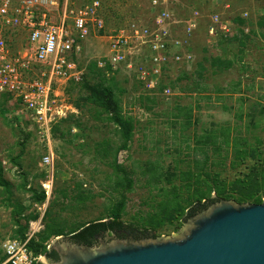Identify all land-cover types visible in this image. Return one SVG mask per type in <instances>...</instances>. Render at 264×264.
<instances>
[{
	"label": "rangeland",
	"instance_id": "rangeland-1",
	"mask_svg": "<svg viewBox=\"0 0 264 264\" xmlns=\"http://www.w3.org/2000/svg\"><path fill=\"white\" fill-rule=\"evenodd\" d=\"M100 1L105 33L132 20L152 24L150 0ZM178 1L170 5L176 19L193 8L204 18L183 49L192 60L171 65L160 90L150 92L138 82L135 71L141 62L132 70L99 68L107 55L106 40L92 34L84 43L78 58L83 75L64 93L75 115L56 122L48 135L52 166L42 164L47 136L21 121L14 101H0V244L18 239V229L27 225L36 241L48 238L43 243L47 252L58 238L106 221L121 200L118 180L129 184L121 221L153 232L156 239L173 238L195 204L221 188L230 195L238 180L253 174L263 180L258 151L264 147V0ZM213 13L229 24L226 35H208ZM183 29L178 26V36ZM82 79L111 88L118 98L123 121L132 124L125 150L120 149L123 128L88 102ZM20 143L24 154L15 161ZM34 193L43 194V201L36 203Z\"/></svg>",
	"mask_w": 264,
	"mask_h": 264
},
{
	"label": "built area",
	"instance_id": "built-area-1",
	"mask_svg": "<svg viewBox=\"0 0 264 264\" xmlns=\"http://www.w3.org/2000/svg\"><path fill=\"white\" fill-rule=\"evenodd\" d=\"M177 3L150 0L152 24L132 20L109 34L100 0H0V95L10 96L21 121L47 136L43 165L52 166L54 161L48 138L52 126L75 112L66 102L65 88L80 81L83 71L78 58L92 34L107 42V55L98 61L99 68L118 72L122 67L132 70L134 63L141 62L144 65L137 66L136 79L150 92L160 87L171 65L192 60L183 49L204 17L193 8L187 17L176 19L170 5ZM208 18V35L228 33L229 24L219 13ZM179 25L184 28L180 36L176 33ZM21 34L25 37L18 39ZM163 93L169 95L170 90L165 88ZM35 233L30 228L24 241L1 242L3 264H40L45 256H34L27 245Z\"/></svg>",
	"mask_w": 264,
	"mask_h": 264
},
{
	"label": "water",
	"instance_id": "water-1",
	"mask_svg": "<svg viewBox=\"0 0 264 264\" xmlns=\"http://www.w3.org/2000/svg\"><path fill=\"white\" fill-rule=\"evenodd\" d=\"M68 238L52 244L58 261L46 264H264V199L261 204L220 200L191 217L173 238H106L94 247Z\"/></svg>",
	"mask_w": 264,
	"mask_h": 264
},
{
	"label": "trees",
	"instance_id": "trees-1",
	"mask_svg": "<svg viewBox=\"0 0 264 264\" xmlns=\"http://www.w3.org/2000/svg\"><path fill=\"white\" fill-rule=\"evenodd\" d=\"M80 83L81 85H84V88H86L89 93L88 102L100 108L102 112H104L106 115H109L110 120L114 124L121 127V129L123 128V130L120 131V137L123 139L120 149L125 150L127 148V142L130 139L132 124L128 120L123 121V118L120 115L118 98H116L113 90L109 87H98V86H93V85H87L88 82L86 81L84 82L83 79ZM163 85L164 83L162 82V84L160 85V88H163ZM7 99H11V97L5 94L0 95L1 102H5V100ZM69 115H72L73 117V115L75 114L72 113ZM68 117L69 116H67L66 118L62 120H66L68 119ZM123 125H125V127H122ZM23 141L25 142L26 140H23ZM19 145H20V150H19L18 155L15 157V161L20 159L22 155L24 154V147H23L24 144L20 143ZM253 156H255V154H253ZM260 156H262L263 158L262 160L264 161V147H262L261 150L258 151V157ZM207 160L208 159L205 160V164H207ZM263 175H264V172H263ZM258 176H259L258 174H253L251 176H248L245 179L238 180L236 184L234 185V188H232L234 189V192H232L230 195L227 194V191H225L223 188L216 191V183H215V191L217 193L216 196L210 197L205 203L200 204L199 209H193L192 207L189 208L185 218L183 219L184 223L187 222L191 217L197 215L199 212L203 210H206L212 204H215L219 202L220 200L232 199V201L235 202L236 204H261V202L263 201L262 199L264 197V177H263V180L262 179L258 180ZM3 186L6 187V185H3ZM116 187H117L116 190L121 200L118 201L115 205H113L109 218L106 221H97L93 223H88L84 225L83 227H81L74 234L70 235L74 243L79 244V245L92 246V244L94 243V235L100 232H105L106 230H109V229H118V228H123V227L131 228L130 226H126L121 221V214H122V209L124 205L123 199L125 198V192L129 187L128 181L118 180ZM27 189L30 190V188H27ZM34 195H35L34 200L36 203L43 201L44 199L43 194L38 195L34 193ZM27 230H28L27 225L19 228L17 231L19 237L16 240L24 241L25 236L27 234ZM140 233L147 234L149 236L148 239H156V235L153 232L142 231ZM47 239L48 238H42L41 242L36 241L35 239L30 240L27 244L28 249L29 251H31V253L34 256L44 255L48 261L56 262L58 261L57 254L51 249L48 250L47 252H45L44 250L43 243ZM3 261H4V257H3Z\"/></svg>",
	"mask_w": 264,
	"mask_h": 264
},
{
	"label": "flooded vegetation",
	"instance_id": "flooded-vegetation-1",
	"mask_svg": "<svg viewBox=\"0 0 264 264\" xmlns=\"http://www.w3.org/2000/svg\"><path fill=\"white\" fill-rule=\"evenodd\" d=\"M99 237H101V239H99ZM106 238L115 239V240L138 241V240L148 239L149 236L147 234H142L139 231L132 229V228H129V227H123V228H118V229H109V230H106L105 232H100V233L94 235V243L92 244V246H89V247L97 246L101 240H105ZM68 241L70 243H74L71 239V236H69ZM48 262H50V261H48Z\"/></svg>",
	"mask_w": 264,
	"mask_h": 264
}]
</instances>
